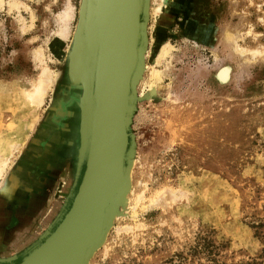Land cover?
I'll use <instances>...</instances> for the list:
<instances>
[{
    "label": "rangeland",
    "instance_id": "374dc122",
    "mask_svg": "<svg viewBox=\"0 0 264 264\" xmlns=\"http://www.w3.org/2000/svg\"><path fill=\"white\" fill-rule=\"evenodd\" d=\"M16 1L0 5V157L8 158L0 194L47 129L67 131L34 243L68 208L84 168L76 176L81 88L70 84L65 57L80 0ZM152 6L129 124L131 189L89 264H264V0H173L157 18ZM47 70L52 82L33 103L27 91ZM53 114L62 117L56 130ZM205 235L217 248L193 251ZM26 249L0 264H17Z\"/></svg>",
    "mask_w": 264,
    "mask_h": 264
},
{
    "label": "water",
    "instance_id": "95a60500",
    "mask_svg": "<svg viewBox=\"0 0 264 264\" xmlns=\"http://www.w3.org/2000/svg\"><path fill=\"white\" fill-rule=\"evenodd\" d=\"M148 6L149 0H86L82 56L90 96L76 176L84 168L68 208L17 264H86L107 223L119 214L121 197L130 188L124 179L126 163L135 151L129 124L139 99L135 87L144 67ZM109 41L113 51L107 58ZM69 64L67 59L68 80L82 90L70 79ZM78 133L80 139L79 128ZM16 257L0 258V263Z\"/></svg>",
    "mask_w": 264,
    "mask_h": 264
},
{
    "label": "flooded vegetation",
    "instance_id": "af4514ba",
    "mask_svg": "<svg viewBox=\"0 0 264 264\" xmlns=\"http://www.w3.org/2000/svg\"><path fill=\"white\" fill-rule=\"evenodd\" d=\"M50 119L54 124V130H56V126L62 125V117H60V115L53 114ZM49 129L46 130L47 134L43 140H41L40 146L37 144L33 145L34 147H29L30 151L27 154V161L24 163L22 162L21 169H19L18 161L6 176V183L2 186L3 193L0 194V218L1 216L6 217L9 211H11L8 209V203L6 202V194L9 190H15V196L19 197L20 214L38 217L40 212L44 213L46 211L45 204L48 201V193L50 192V188L54 186L53 182L55 176L60 169L58 166H61L60 157L63 153L65 154L68 149L61 141V139H66L65 135H67V131L66 133H60L59 131H57L59 132L57 133L55 131L54 133L48 134ZM57 136L60 138H57ZM39 155L45 158L44 161H41V163L37 165L35 162L40 160ZM48 161L50 162V166L47 164ZM72 185L73 181L70 184L67 194L70 193ZM13 187L16 188L14 189Z\"/></svg>",
    "mask_w": 264,
    "mask_h": 264
},
{
    "label": "bare ground",
    "instance_id": "6f19581e",
    "mask_svg": "<svg viewBox=\"0 0 264 264\" xmlns=\"http://www.w3.org/2000/svg\"><path fill=\"white\" fill-rule=\"evenodd\" d=\"M14 2L17 3L16 0H14ZM14 2L12 3V6L16 5V3H14ZM172 3H173V0H152V5H153L151 7L152 15L157 18L158 16H160L164 12L168 11V9L171 7ZM3 4H4V0H0V5L3 6ZM85 4H86V0H82L81 5H80V9H79L78 22H77L75 33L73 35L72 43L69 45V48H68L67 53L65 55V57L70 62V64H69L70 65V67H69L70 68V72H69L70 79L73 81V83H80L82 86V90H80V93H78L79 97L77 98L78 104L80 106V126H79V130H80L79 141L80 142H79V150L77 153V165L79 163H81L83 148L85 145L84 130H85V123H86V119H87V112L89 111V108L87 107V100H88V97L90 96V84L88 81L89 78L87 76V72L84 71V68H83L84 57L82 56L83 55L82 54L83 53L82 39H83V32H84V26H85L86 15H87L86 11H85ZM67 8L68 9L65 11V14L63 15L64 22L69 21L73 15L72 14L73 10H72L71 6H69ZM167 16H168V14H167ZM68 30L69 29L66 26L65 28H63V30L61 29V34H63L64 37H67L68 36V34H67ZM229 38H231V37L229 36ZM112 45L113 44L110 43V41H109L107 46H106L108 48L107 49V52H108L107 58L112 55V51H113ZM167 49H168V46H166V44H165L163 47V52L164 51L167 52ZM37 50H39V49H37ZM39 52H40V50L38 51V53L36 52V54H40ZM165 52H164V54H165ZM163 55H162V57H163ZM160 56H161V54H160ZM36 57H38V55H36ZM226 72H225V70H222L221 73H222V75H225ZM154 73H155V79H154V82H152V84L150 85L151 88H155V86H156L155 81H156V83H157V81H160L159 80V73L158 72H154ZM44 75H45L44 79H43V77H41L38 82H36V81H35V83L32 82L33 85L31 86L32 87L31 90L27 91V96L33 101V103L41 104L43 102L46 90L49 87L50 83L52 82L51 81L52 80L51 79V75H52L51 72H48V70H47L41 76H44ZM99 148L100 147H98V149ZM132 159H134V158L130 157L128 159V162L126 163V167H125V178L124 179L126 182H128L130 184L129 191L131 189V182H132L131 181V173H132V167H133ZM7 161H8V158H7V160H4V158L2 159V157H0V179L3 177V173L6 169ZM128 192L127 191L125 192V194L121 197L120 201L124 202L126 200V196L128 195L127 194ZM111 223L112 222L110 219L109 222L107 223V227L104 230L102 240L100 241L99 245H97L94 248L93 252L90 253L86 264H89L90 257L105 242V239H106V236H107V233L109 231Z\"/></svg>",
    "mask_w": 264,
    "mask_h": 264
},
{
    "label": "crops",
    "instance_id": "0c3cea01",
    "mask_svg": "<svg viewBox=\"0 0 264 264\" xmlns=\"http://www.w3.org/2000/svg\"><path fill=\"white\" fill-rule=\"evenodd\" d=\"M15 195V190H9L6 194L7 207L11 211L6 217L0 218V258L18 255L20 250L28 248L33 242L29 234L36 226L38 218L44 217L50 211L45 205L47 209L39 215L41 217L22 215L19 213V197Z\"/></svg>",
    "mask_w": 264,
    "mask_h": 264
},
{
    "label": "trees",
    "instance_id": "16d2710c",
    "mask_svg": "<svg viewBox=\"0 0 264 264\" xmlns=\"http://www.w3.org/2000/svg\"><path fill=\"white\" fill-rule=\"evenodd\" d=\"M215 248H217V246L215 245L213 238L209 237V235H205L199 237L197 243L192 247V250L195 252L206 251L208 254H210ZM210 264H224V263H219L216 258H212ZM244 264H255V262H246Z\"/></svg>",
    "mask_w": 264,
    "mask_h": 264
}]
</instances>
